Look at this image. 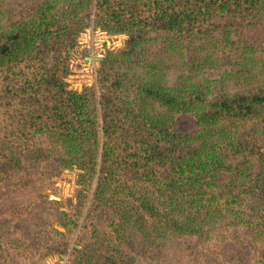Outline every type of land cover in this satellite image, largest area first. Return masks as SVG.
<instances>
[{
  "label": "trees",
  "instance_id": "1",
  "mask_svg": "<svg viewBox=\"0 0 264 264\" xmlns=\"http://www.w3.org/2000/svg\"><path fill=\"white\" fill-rule=\"evenodd\" d=\"M90 26L125 38L80 91ZM51 254L264 264V0H0V264Z\"/></svg>",
  "mask_w": 264,
  "mask_h": 264
},
{
  "label": "rangeland",
  "instance_id": "2",
  "mask_svg": "<svg viewBox=\"0 0 264 264\" xmlns=\"http://www.w3.org/2000/svg\"><path fill=\"white\" fill-rule=\"evenodd\" d=\"M125 35L123 33H106L98 27L90 26L79 36L76 50L70 58V72L66 80L69 87L77 90H82L84 85L95 86L97 74L96 67L98 53L102 56L106 48H114L120 46ZM88 53V54H87ZM89 56V59L86 56ZM178 127L182 131H187L192 128L193 119L187 114L178 116ZM56 186L55 191L46 190L48 198L56 199L66 205L67 198L73 195L76 187V172L74 169H66L60 175L52 177ZM65 256L51 254L44 258L42 264H64Z\"/></svg>",
  "mask_w": 264,
  "mask_h": 264
},
{
  "label": "water",
  "instance_id": "3",
  "mask_svg": "<svg viewBox=\"0 0 264 264\" xmlns=\"http://www.w3.org/2000/svg\"><path fill=\"white\" fill-rule=\"evenodd\" d=\"M88 54V53H87ZM101 55V53H98V56L96 57L97 60H99V56ZM87 59H89V56H86Z\"/></svg>",
  "mask_w": 264,
  "mask_h": 264
}]
</instances>
